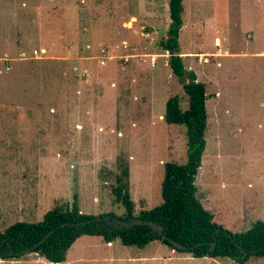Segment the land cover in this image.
<instances>
[{"label":"rangeland","instance_id":"374dc122","mask_svg":"<svg viewBox=\"0 0 264 264\" xmlns=\"http://www.w3.org/2000/svg\"><path fill=\"white\" fill-rule=\"evenodd\" d=\"M182 15L179 77L161 44L169 0H0L3 230L41 221L75 194L82 212L122 216L114 187L126 166L136 214L161 203L164 164L187 161L186 127L164 119L166 104L179 95L188 107L191 72L209 96L198 198L224 210L215 220L233 232L264 221V0H184ZM253 191L261 197L250 206ZM0 264L241 263L161 240L139 247L82 235L62 263L29 253Z\"/></svg>","mask_w":264,"mask_h":264},{"label":"trees","instance_id":"16d2710c","mask_svg":"<svg viewBox=\"0 0 264 264\" xmlns=\"http://www.w3.org/2000/svg\"><path fill=\"white\" fill-rule=\"evenodd\" d=\"M171 24L168 37L162 39L164 50L170 53V66L179 77L186 74L180 46V32L184 24V0H169ZM189 104L182 108L179 95L167 100L164 119L170 124L184 125L187 135V161L166 162L161 185L163 201L151 209L135 212V202L130 192V168L124 167L117 176L114 193L124 208L122 216L112 212L92 214L82 212L77 194L72 205H59L47 211L38 222L17 221L5 230L1 228L0 205V259H20L37 253L52 263L66 261L72 245L82 235L102 236L108 243L119 238L125 245L145 247L161 240L178 252L194 257L231 258L243 264L251 257H264V221L232 232L215 220L214 214L198 198L196 184L207 145L208 93L206 84L191 72L184 83ZM163 226V232L186 248L163 238L149 222ZM215 243V244H214Z\"/></svg>","mask_w":264,"mask_h":264},{"label":"crops","instance_id":"0c3cea01","mask_svg":"<svg viewBox=\"0 0 264 264\" xmlns=\"http://www.w3.org/2000/svg\"><path fill=\"white\" fill-rule=\"evenodd\" d=\"M249 185H251V183L249 184ZM5 191H11L12 192V189L14 188H12V186H10V181L9 180H7L6 179V181H5ZM258 193H260L259 191H253V193L251 194V195H249V196H247V198H246V201L249 203V205L250 206H253L254 204H256V202H257V200L261 197V195H256V194H258ZM254 195H256L253 199H248L250 196H254ZM223 197V199L222 200H224L225 199V196H222ZM226 200V199H225ZM219 202V201H218ZM11 204V203H10ZM223 205H225V201H223ZM207 208V207H206ZM216 209H218L219 211H222L221 209H219L218 207L216 208L215 207V210ZM210 210V209H209ZM215 210H210V211H212V213L215 211ZM222 212H225L224 210L222 211ZM226 213H227V211H226ZM214 214V213H213ZM241 215V214H240ZM214 217H215V214H214ZM240 217H244L243 215L242 216H240ZM240 217H239V219H236V220H238V221H241L240 220ZM226 218H232L231 216H230V214L226 217ZM249 218H250V216H249ZM234 219V218H233ZM241 223H245V227L244 228H246V225L248 224V223H246V222H244V221H241ZM250 224H249V227H251L252 226V223H253V221L251 222H249ZM231 227L230 228H234V223L232 222V221H230L229 223H228ZM227 224V225H228ZM225 225H226V223H225ZM226 225V226H227ZM224 226V225H223ZM233 232V231H232ZM197 258H201V257H197Z\"/></svg>","mask_w":264,"mask_h":264},{"label":"water","instance_id":"95a60500","mask_svg":"<svg viewBox=\"0 0 264 264\" xmlns=\"http://www.w3.org/2000/svg\"><path fill=\"white\" fill-rule=\"evenodd\" d=\"M149 223L152 224L154 227H156V228L159 230V232H160V234L162 235L163 238L169 239L168 236L163 232V226L158 225V224H156V223H154V222H152V221H150ZM169 240H170L173 244H175V245H177V246H179V247H181V248H186V246H183V245H181L180 243H178V242H176V241H174V240H172V239H169ZM214 244H215V243H214Z\"/></svg>","mask_w":264,"mask_h":264}]
</instances>
